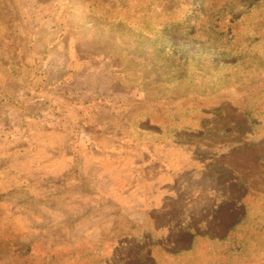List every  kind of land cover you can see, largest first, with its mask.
Masks as SVG:
<instances>
[{
    "label": "rangeland",
    "instance_id": "374dc122",
    "mask_svg": "<svg viewBox=\"0 0 264 264\" xmlns=\"http://www.w3.org/2000/svg\"><path fill=\"white\" fill-rule=\"evenodd\" d=\"M0 264H264V0H0Z\"/></svg>",
    "mask_w": 264,
    "mask_h": 264
}]
</instances>
